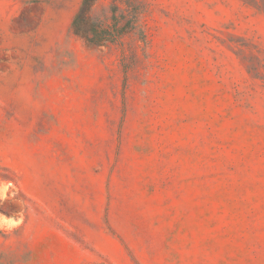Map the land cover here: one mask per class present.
Listing matches in <instances>:
<instances>
[{
    "label": "rangeland",
    "instance_id": "rangeland-1",
    "mask_svg": "<svg viewBox=\"0 0 264 264\" xmlns=\"http://www.w3.org/2000/svg\"><path fill=\"white\" fill-rule=\"evenodd\" d=\"M83 1L0 0V264H264V0Z\"/></svg>",
    "mask_w": 264,
    "mask_h": 264
},
{
    "label": "crops",
    "instance_id": "crops-1",
    "mask_svg": "<svg viewBox=\"0 0 264 264\" xmlns=\"http://www.w3.org/2000/svg\"><path fill=\"white\" fill-rule=\"evenodd\" d=\"M6 7L11 5L13 0H3ZM42 7L44 8V15H54L57 16L55 19L56 27L60 33L67 34L69 28V16L76 9L78 2L80 0H51L52 4L47 3V0H40ZM53 1H57L55 5H53ZM10 8V12L12 14V9ZM8 9V7H7ZM1 12V11H0ZM7 13L8 11H4Z\"/></svg>",
    "mask_w": 264,
    "mask_h": 264
},
{
    "label": "trees",
    "instance_id": "trees-1",
    "mask_svg": "<svg viewBox=\"0 0 264 264\" xmlns=\"http://www.w3.org/2000/svg\"><path fill=\"white\" fill-rule=\"evenodd\" d=\"M93 0H84L82 4V8L80 13L74 20L73 29L77 35H82L84 38H87L88 30L83 27L84 20H83V13L88 9V6H91Z\"/></svg>",
    "mask_w": 264,
    "mask_h": 264
}]
</instances>
